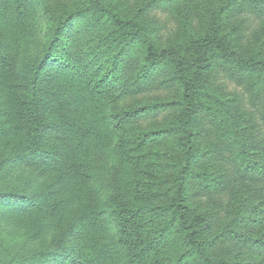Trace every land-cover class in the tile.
Returning <instances> with one entry per match:
<instances>
[{
  "label": "rangeland",
  "instance_id": "rangeland-1",
  "mask_svg": "<svg viewBox=\"0 0 264 264\" xmlns=\"http://www.w3.org/2000/svg\"><path fill=\"white\" fill-rule=\"evenodd\" d=\"M102 4L180 68L166 55L146 72L144 44L123 48L88 0H0V264H79L88 242L99 264H202L182 221L212 264H264V0ZM36 69L39 144L58 162L28 149ZM125 202L147 205L144 222L133 205L109 212ZM89 213L100 215L90 238ZM154 229L143 260L117 241Z\"/></svg>",
  "mask_w": 264,
  "mask_h": 264
},
{
  "label": "trees",
  "instance_id": "trees-1",
  "mask_svg": "<svg viewBox=\"0 0 264 264\" xmlns=\"http://www.w3.org/2000/svg\"><path fill=\"white\" fill-rule=\"evenodd\" d=\"M88 1H89L90 5L96 10V14H98L102 18L108 17L111 20V23L115 28V32L118 35V38H119L123 48L129 47L131 41H134L136 39H139L144 44V46H145L144 61H145L146 66H147V68L145 70L146 72L148 71L149 68L155 67L159 62L164 61L166 59V55H168V59H170L171 62L175 65V68H177V69L180 68V66H181L180 60H178L177 58H174L171 55L167 54L168 52H166V50L158 51L156 46H155L154 38L147 31H145V29L139 23H137L134 19H126L123 16H121L120 14H118L117 12L113 11L112 9L105 7L102 4V0H88ZM54 35L57 36L56 33ZM55 39L51 42L52 47L50 48L48 55L54 54L53 46L55 45V42H56ZM216 50L217 49H212L211 54L215 53ZM219 54H224V52L221 53V51L219 50ZM203 58L208 59L209 55H204ZM40 74H41V69H36L35 73L33 74L32 82H31V90L29 93V100L26 104V108L24 111L25 118L31 124L29 131H30V133H32V138L30 141L31 143H30V146H28V149H29V151L30 150H37L39 152H42L43 154H45V152H46L47 153L46 160H48V162H54V161L58 162L59 159L54 153H51L47 149H42V147H41L42 145L39 144V142L41 143V131H42V127H43L42 121H39V119H38V111L40 109L41 102H42V98H41L42 90L39 87ZM178 75H180V79L178 82L180 84H182V86H184V88H186V90L189 92L187 97H186V100H187L186 102L190 103V102H192L193 96L195 94V91H193V85H190V83L187 81L188 77H186L185 74H178ZM186 110H188V113L186 116V119H187L190 109H186ZM189 122H190V119H188V121H186L187 124H189ZM186 133H188L189 136H191V137L193 136L192 133L189 131H186ZM192 154L190 156H188L189 159H191L193 157ZM187 160H185V161H187ZM69 170L70 169L68 168V171ZM187 171H189V169ZM65 175H67V173H65L62 176H65ZM121 202H124V200ZM130 205L134 206L133 210L135 212L134 216H132L133 217L132 221L136 222L137 224H139L138 221H140V220H142L144 222L143 217L141 215H142V211L146 209L147 205L143 206V205H140L138 202H135V203L134 202H125V203H119V204H114V205H113V203H111V207L109 208V212H113V209H116V210H118V209L119 210L129 209L127 206H130ZM90 206H91V203H90ZM179 206H181V205H179ZM181 208L186 209V207H181ZM92 209H93L92 207H89V211H91ZM41 212H43V209L39 208L36 211V214L41 213ZM95 215H96L95 213H89V216L87 218L89 223L86 227L85 232L88 235V238H90L95 233H98V231H99L98 227L96 226V221L99 220L97 217H100V215H98L97 217ZM83 219L85 220V216H83ZM126 222H128V221H126ZM181 225L184 228V230L188 231V232H186V235L183 238L185 245H187V247H188V251H190L192 253H197V255L200 257V259L203 260L202 264H212L209 260L208 255L206 253L205 254L203 253L201 245L195 236L196 229H194V227H192V225H190L189 223H186L185 221H182ZM154 230L155 231H153L154 232L153 236L151 235V233L141 235L142 233L140 234L139 231L135 232L133 235H126L125 232H120L117 235V241H118L119 245H121V247L124 248L126 251H130V250L132 251L129 254L130 258L132 260L135 257L138 260L140 258H141V260H143V259H146L147 254L153 249L152 246H153L154 242L156 240L160 239L162 234L164 233V229L161 230L160 232L158 231V229H154ZM132 232H134V230ZM64 237L66 238L67 235H65ZM130 244H132V245H130ZM96 247H97V245H95V247H94L92 242H88L87 245H85L83 248L82 255H81L78 263L84 264L87 260H90L91 264H99V260H98L97 255L95 257L92 256L91 258L89 256V254L91 252L96 253V251H97ZM100 247L101 246H98V248H100ZM49 253H50V251L45 253L44 257H46ZM144 262L145 261H143L142 263H144Z\"/></svg>",
  "mask_w": 264,
  "mask_h": 264
},
{
  "label": "snow or ice",
  "instance_id": "snow-or-ice-1",
  "mask_svg": "<svg viewBox=\"0 0 264 264\" xmlns=\"http://www.w3.org/2000/svg\"><path fill=\"white\" fill-rule=\"evenodd\" d=\"M3 193H0V196H2ZM5 205L3 204V202H0V209H2Z\"/></svg>",
  "mask_w": 264,
  "mask_h": 264
}]
</instances>
